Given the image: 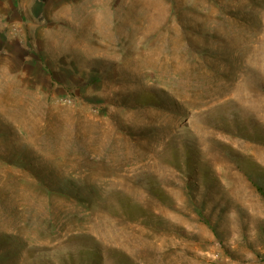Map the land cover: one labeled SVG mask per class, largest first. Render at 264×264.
Returning a JSON list of instances; mask_svg holds the SVG:
<instances>
[{"label": "rangeland", "instance_id": "obj_1", "mask_svg": "<svg viewBox=\"0 0 264 264\" xmlns=\"http://www.w3.org/2000/svg\"><path fill=\"white\" fill-rule=\"evenodd\" d=\"M0 264H264V0H0Z\"/></svg>", "mask_w": 264, "mask_h": 264}]
</instances>
